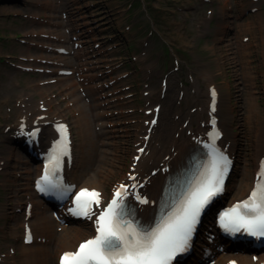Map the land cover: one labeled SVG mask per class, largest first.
<instances>
[{
	"label": "rangeland",
	"instance_id": "rangeland-1",
	"mask_svg": "<svg viewBox=\"0 0 264 264\" xmlns=\"http://www.w3.org/2000/svg\"><path fill=\"white\" fill-rule=\"evenodd\" d=\"M53 3L62 5L61 11L67 13L72 28L82 32L84 50L88 52H84L86 65L92 69L85 73L99 75L97 82L110 85L104 86L103 94L109 100L116 98L107 103L112 105L108 112L98 109L105 113L103 120L95 117V111L87 114L94 128L101 126L109 132L106 138L114 165L106 180L108 195L112 182L119 181L132 163L133 153L148 129L151 115L146 111L161 104L154 125L158 133L173 117L178 120L188 112L195 115L198 98L208 100L210 83L219 86L224 96H230L229 105L225 102L228 108L224 106L218 113L237 136L229 183L243 174L246 179L247 173L253 175L258 116H264V0H0V157L10 144L27 153L23 138L15 135L21 119L15 110L20 111L23 97L32 103L49 100L53 110L62 111L63 117L57 120L71 125L75 153L85 140L84 120H75L79 102L73 104L61 87L52 86L44 93L28 87L43 81L46 72L39 70L51 69L47 61L55 60L50 55L59 47L56 38L43 36L51 28L43 25V19L53 21L51 17L58 14L51 11ZM33 30L39 35L26 34ZM243 36H249V40L244 42ZM97 42L100 46H96ZM28 56L35 59L31 61ZM46 75L52 79L62 77L57 72ZM114 76L118 79L114 80ZM162 78L167 81L166 91L162 89ZM54 83L50 80V84ZM88 99L84 94L83 102ZM102 102L106 99L98 104ZM252 105L257 109L250 119ZM183 121L179 126L185 131L187 120ZM95 157L98 161L99 154ZM4 162L0 160V264L11 263L12 258L5 254L14 251L16 263L22 264L21 240L12 233V207L24 180L15 181L16 161L7 162L6 169ZM234 190V186H228L229 193Z\"/></svg>",
	"mask_w": 264,
	"mask_h": 264
},
{
	"label": "bare ground",
	"instance_id": "bare-ground-1",
	"mask_svg": "<svg viewBox=\"0 0 264 264\" xmlns=\"http://www.w3.org/2000/svg\"><path fill=\"white\" fill-rule=\"evenodd\" d=\"M47 6L48 4H46L45 8ZM61 7L62 5H56L55 3L50 6V8H52L51 11L58 14L51 17L53 21H46L43 19L45 21L43 25H51V28L48 29L49 31L46 33L42 31L40 33H44L43 36L52 40L56 38L59 42L58 46L67 48L69 54L75 55L77 52H74L73 48L70 46L72 44H68V40L71 37L68 29L69 25L65 24L62 20V16L59 14L61 13ZM36 17L37 16H34V18ZM55 18L57 20H55ZM26 34L33 36L35 34L39 35L36 30L26 31ZM230 48L231 47H227V49ZM49 49H47V51ZM30 56H28V59L33 61L35 58L30 59ZM50 56L55 58V60L50 59L47 61L48 63L46 65L51 69H46V74H54V72H57V74L62 77L60 79H55L56 77L52 79L51 76L44 74L42 76V82L37 81L38 83L28 85V87L32 88L34 86L40 93L49 91L52 86L61 87L67 93L66 95L73 104L79 102L78 104L81 107L77 108L79 114L76 116L77 118L75 117V120L77 122L84 120L83 125L85 127V133L82 131L81 134H85V140L82 139L81 144L78 145V153H75L76 148L73 143L72 158L71 160L65 158L64 165L59 173L65 175L66 182L77 186L78 190L82 188L101 190V207L105 204L104 202L112 196V193L110 196L108 195L109 191L106 180L110 177L109 172L113 171L112 167L114 162L112 161V153L109 150L110 143L108 142V138H106L109 132L102 129L101 126L100 129L95 127V130L94 124H91L93 120L90 119L87 114L95 111V117L97 119H104L103 112H98L100 105L98 104L99 100L96 98L105 90L101 85L97 84L98 76L90 73L85 75L82 74L84 69L81 65V60L77 59L78 56L69 58L66 54L58 53L57 50ZM59 64H64L65 67H60ZM61 69L71 70L73 73L62 75L59 72ZM77 75L79 76L76 77ZM50 80L55 83L50 84ZM92 84L95 85L92 86ZM212 87L215 90V103L217 107L221 109L226 106L225 101H227V103L230 102V96H224L218 86L215 87V85H212ZM81 88H84V90L90 94L92 100L90 99L89 102H83ZM196 89L199 90V88ZM207 93L209 97V90ZM43 97L46 96H42V98ZM105 99L109 100L107 96ZM212 101V93L208 100L198 98L195 115L188 112L184 114L183 117L180 116L181 118L179 117L178 120H175L177 117H173V121L166 127L161 128L158 133L155 131L156 128L150 129V131H148L149 128H146L145 135L140 142L141 144L137 146L138 148L145 145L144 152L134 159L138 154L136 149L132 156V163L128 164L125 174H121L122 178L116 183L112 182L111 184V188L113 189L116 186L124 184V186L127 187L120 196V203L122 202L124 205L123 220L131 221L137 227H143L154 218L156 211L155 205L161 196L164 183L171 179L168 175L183 170L191 154H195L199 149V144L208 142L207 133L209 128L207 126H202V124L206 123V121H209L214 116L210 104ZM90 102L93 103L89 104ZM91 106L95 108L92 110ZM256 107V105H252V109H249L248 117L250 119L256 114ZM19 110L20 111L15 110V114L19 115L21 118L18 120L17 125L25 124V127L22 129L17 127V129H19L17 133L18 136L19 133L25 134L22 146L27 153L24 154L23 150L10 144L7 147L6 154L0 157V160H5L4 169L7 167V162L16 161L14 170L17 179L15 181L21 183L24 180L23 185H20V188L15 194V204L12 207L15 220L13 222L15 230H13L12 233L16 239L21 240V242H19V258L22 264H56L55 259L58 254L62 255L65 252L71 251L81 240L91 235V229L93 228L87 226L86 223L92 226L96 225H94L92 217H89V219L79 224H75L67 209L70 203L65 206H59V208L55 207L50 204L49 200L42 198L36 187V181L42 176L43 170L45 169V167L42 166V161L39 162L38 160H40L39 158L44 153L49 151L52 142L56 139V134L51 123L58 117H63L62 111L53 110L49 100L32 103V101H28L27 98L24 97L21 99ZM39 115H43V117L39 118ZM182 119H184V121L187 120V125L185 126V131L187 132L184 131L183 126H179ZM227 122L225 119H219L218 121L223 129V135L219 143L221 142L220 144L223 148L231 155H234L235 147L233 145L237 142V136L233 128L229 126ZM98 124L99 122L97 125ZM195 124L197 126H195ZM34 125L40 128V132L33 140L31 148L30 145L26 143V132L28 128L31 126V128H33ZM147 126H149V123ZM258 126L259 129L256 132V143L252 161L254 166L253 175L247 173L249 175L247 177L249 178L246 179L245 174H243L237 181L234 180L229 183L230 186L235 187L233 193H229L227 190V195L230 196V202L246 197L256 179L259 162L261 159L264 161V116H258ZM142 128L144 129L145 126ZM148 132H150L149 138L145 137ZM15 135L17 137V134ZM98 136L101 138H98ZM94 138L98 139L94 140ZM96 154H99L98 161L97 157H95ZM194 161L195 160H193L192 163ZM191 173L192 172H186L181 178L187 179L191 176ZM80 183L82 185L78 186ZM137 197L147 202L140 203ZM27 203L28 207L26 206ZM211 223L212 221L210 220L205 221V225L202 226L201 231L199 229L196 239L201 242L205 252L208 253V250H210L212 254L209 255L208 258H205V252L203 251L200 254V260H202V262H192V264H229L226 262V258L229 255H233L232 259L236 260L238 264H264V251L247 248L249 245L243 246L240 251H236L235 248L225 245L224 250L227 252H220L218 246L215 244L220 241V237H218L214 243L213 241H207L206 237L203 236L206 226ZM27 225H30L33 231L34 238L31 243L25 242L27 238ZM12 248L14 249L15 245H13ZM14 252H7L5 254L6 258H12L13 260L9 264H17ZM182 264H189V262Z\"/></svg>",
	"mask_w": 264,
	"mask_h": 264
},
{
	"label": "snow or ice",
	"instance_id": "snow-or-ice-1",
	"mask_svg": "<svg viewBox=\"0 0 264 264\" xmlns=\"http://www.w3.org/2000/svg\"><path fill=\"white\" fill-rule=\"evenodd\" d=\"M212 96L214 111L215 90L212 91ZM211 123L213 129L208 135H215L218 139L220 133L215 128L214 118ZM58 128L62 138L55 142L53 151L56 154L49 161H55L57 168L60 167L61 157H70L67 126L60 124ZM213 151L215 156L211 174L182 201L176 211L162 216L154 227H137L131 221L122 219L124 205L122 202L118 204L114 198L104 209L94 213L98 221V235L82 242L76 251L63 253L60 264H172L178 254L190 247L199 218L206 206L223 191L231 160L218 147H214ZM257 176V183L247 199L220 213L219 223L225 231L238 233L243 230L252 236L264 237V161H261ZM41 180L50 183L47 165L45 174L37 181V188L45 192L46 188L41 186ZM125 187L121 185L122 189ZM100 195L96 190L80 189L75 194L78 211H73L77 215L89 217L90 205L93 202L99 205ZM120 195L117 191L114 197ZM117 208L121 211L117 212Z\"/></svg>",
	"mask_w": 264,
	"mask_h": 264
}]
</instances>
